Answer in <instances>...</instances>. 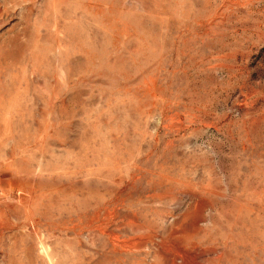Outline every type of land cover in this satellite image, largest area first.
<instances>
[{
  "label": "rangeland",
  "instance_id": "374dc122",
  "mask_svg": "<svg viewBox=\"0 0 264 264\" xmlns=\"http://www.w3.org/2000/svg\"><path fill=\"white\" fill-rule=\"evenodd\" d=\"M0 264H264V0H0Z\"/></svg>",
  "mask_w": 264,
  "mask_h": 264
}]
</instances>
